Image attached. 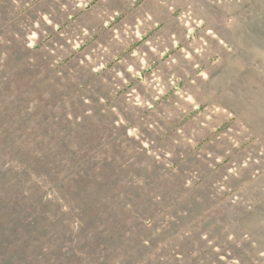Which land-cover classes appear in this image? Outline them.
Segmentation results:
<instances>
[{"label": "rangeland", "instance_id": "374dc122", "mask_svg": "<svg viewBox=\"0 0 264 264\" xmlns=\"http://www.w3.org/2000/svg\"><path fill=\"white\" fill-rule=\"evenodd\" d=\"M0 264H264V0H0Z\"/></svg>", "mask_w": 264, "mask_h": 264}]
</instances>
